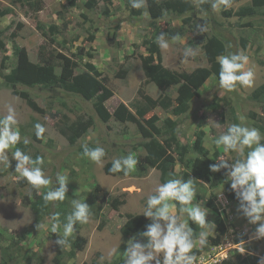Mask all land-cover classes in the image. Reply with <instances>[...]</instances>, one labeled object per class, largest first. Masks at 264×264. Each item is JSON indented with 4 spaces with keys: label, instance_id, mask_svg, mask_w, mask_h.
I'll return each mask as SVG.
<instances>
[{
    "label": "rangeland",
    "instance_id": "374dc122",
    "mask_svg": "<svg viewBox=\"0 0 264 264\" xmlns=\"http://www.w3.org/2000/svg\"><path fill=\"white\" fill-rule=\"evenodd\" d=\"M147 1L146 8L140 13V9L132 8L130 2L124 0H98L92 10L85 7V0H44L43 9L32 13L15 0H0V41L5 45V49L0 48V118L7 115L9 106L14 108L16 127L21 136L15 147L33 159L42 157V169L52 181L37 194L27 180L15 172L17 162L12 159L15 148L8 150L11 166L0 164V264H91L94 261L113 264L119 257L124 259L123 252L133 238L124 239L121 233L126 216L143 215L148 197L154 195L155 189L163 183L162 173L156 168H150L144 177L135 173L111 176L105 172V166L113 159L130 153L136 159L146 155L142 146L144 139L136 124L119 123L114 119L103 122L95 113L94 101H86L62 88L50 91L42 86H19L17 94L7 88L3 77L17 63L14 44L25 48L29 60L35 64L40 62L38 53L43 44L49 51L70 59L76 65V72H84L88 64H93L98 75L108 79V86L114 92L106 103L108 110L114 113L122 103L131 109L145 105V96L155 101L168 96L174 105L180 99L178 86L163 91L147 81L142 68V59L149 57L146 41L165 33L170 47L161 49L163 65L189 84L195 97L190 110L180 117L174 116L171 109L157 107L145 118L157 116L159 127L169 118L177 120L179 142L190 147L196 135L204 131V145L216 163L220 156L230 164L239 158L237 153H226L222 146L218 148L214 144L216 137L235 124L236 117L239 125L256 128L264 137V97L253 98L254 92L264 85V8L259 9L254 17L240 19L234 15L225 17L223 8L205 11L200 4L206 0H192L197 12V17H192V24L207 27L206 40L214 45L215 40H225L226 55L242 53L248 57L245 70L254 73L251 86L237 85L234 91L227 92L220 88L219 79L212 73L203 48L193 43L197 35L193 26L168 14L152 25ZM251 4V0H243L229 10L235 13ZM6 9L13 12L2 16ZM177 34L182 37L181 41L172 42L171 37ZM189 46L197 53L182 62L183 51ZM60 72L61 68L57 66L51 75L59 76ZM124 72L127 74L123 77ZM31 103L37 106V110ZM79 119L92 120L93 125L71 145L61 134V129ZM37 123L46 128L41 142L35 134ZM25 138L29 141L27 145L23 143ZM159 140L177 158L174 147L163 135ZM85 144L105 149L103 166L82 156ZM196 157L198 155L192 151L188 155L189 159ZM57 174L68 178L66 199L45 206L42 197L48 189L57 186ZM221 174L228 180L224 169L214 176ZM173 178L192 179L196 191L193 203H200L209 210V222H214L220 215L227 228L219 245H213L210 240L218 235L215 222L207 243L201 245L197 241L192 251L199 257V264H222L228 258L236 259L237 255L264 258V239L255 238L256 225L250 224L239 211V202L230 199L224 185L211 188L202 181L197 182L190 170L180 164H177ZM222 194L226 197L220 202ZM231 194L235 195V192ZM72 199L85 201L90 207V216L88 223L75 225L70 237L71 247L62 251L56 240L57 235H62L66 216L72 211ZM116 201L120 202L117 210L113 207ZM57 213L61 223L59 232L42 231L39 234L36 224L45 222L50 225V218ZM174 214H179L178 208ZM78 236L88 242L83 251L73 256V243ZM135 238L140 240V237ZM112 249H116V253L109 256Z\"/></svg>",
    "mask_w": 264,
    "mask_h": 264
},
{
    "label": "clouds",
    "instance_id": "9594fccd",
    "mask_svg": "<svg viewBox=\"0 0 264 264\" xmlns=\"http://www.w3.org/2000/svg\"><path fill=\"white\" fill-rule=\"evenodd\" d=\"M232 0H211L213 11L231 6ZM134 9L146 8V0H130ZM146 14V13H145ZM199 34L207 31L205 25H197ZM182 37L177 34L171 37L172 42L181 41ZM162 50L170 47L167 34L161 33L156 40ZM197 50L186 47L183 51V61L187 62L194 57ZM220 66L219 86L221 89L232 92L240 86H251L254 73L245 70L248 57L242 53H231L217 57ZM16 113L11 106L7 109V115L0 118V164L10 167L8 150L15 148L12 152V159L17 164L16 174L27 180L29 185L39 194L42 188H47L52 181L45 175L42 166L44 159L31 156L15 147L21 141L17 125ZM35 134L42 138L46 128L35 124ZM264 137L256 128H249L239 124H231L227 132L220 134L214 139L216 147H223L224 151L237 153L239 158L234 163H229L224 156L218 158L217 163L209 166L210 171L218 173L222 169L227 170L228 180L231 189L235 192L239 201V211L252 225H256L255 238L264 239ZM25 138L23 143L28 144ZM82 156L89 159L98 166H103L106 156L105 149L101 146L94 148L87 144L82 146ZM247 150V151H246ZM138 163L134 154L121 156L113 159L110 172L112 174L123 172L127 176L134 170ZM57 186L48 189L42 199L44 205L48 206L54 202H63L68 192V178L65 175L57 174ZM196 191L193 180L185 181L183 178L168 179L155 189V194L150 195L143 210V216L151 223L140 236L146 243H141L135 237L127 243L123 252V264H199V257L192 250L197 241L201 245L207 243L210 231L215 228L214 222L207 220L209 210L201 207L200 203H193ZM178 206L179 214H174ZM72 211L65 218L62 235H57L56 244L62 251L71 247L70 237L72 236L77 223L86 224L89 221L90 207L80 199L71 200ZM185 216L187 219H185ZM52 223L45 222L36 224L39 234L42 231H50L57 234L61 227L59 214L53 215ZM196 224L201 231L194 237L192 228L188 221ZM116 249H112L108 255L112 256ZM264 264V258L260 260Z\"/></svg>",
    "mask_w": 264,
    "mask_h": 264
},
{
    "label": "trees",
    "instance_id": "16d2710c",
    "mask_svg": "<svg viewBox=\"0 0 264 264\" xmlns=\"http://www.w3.org/2000/svg\"><path fill=\"white\" fill-rule=\"evenodd\" d=\"M85 1V7L88 10H92L98 5V0ZM105 1L109 2L112 0ZM124 1L130 2V0ZM241 1L243 0H232L231 6L226 10L223 9V15L225 17L234 15L243 19L256 16L258 10L264 8V0H251V5L241 7L235 13L229 10L234 4ZM15 3L25 5L32 13L40 12L44 7V0H15ZM200 6L203 7L205 11L210 10L211 0L202 2ZM147 9L152 19V25L157 24L158 20H162L166 17L165 14H168L177 19H183V23L186 25L193 26L197 33L193 43L203 48L212 73L219 79L220 66L217 63V57L227 54L225 40H215L216 45H214L211 41L206 40L204 33H198L197 25L192 24V17H197L196 5L192 0H163L160 3H158L157 0H148ZM142 11H144V8L140 9V13ZM12 12V9H6L1 15H8ZM187 15L190 16L186 18L185 16ZM156 40L157 38H152L146 41V50L149 57L148 59H142L143 72L148 82L155 84L163 91L170 86H178L180 99L175 105L173 100L168 96L160 101H155L151 97L145 96V105L135 106L134 109H131L129 106L122 103L116 108L114 113H111L106 107V103L114 96V92L108 86V79L106 77L101 78L98 75L97 68L93 64H88L87 70L84 72H76V65H74L70 59L56 54L53 51H49L48 46L45 44L41 45L38 53L39 64L32 63L29 60L25 48H20L18 45L14 44V55L17 59V63L8 74L4 75V85L12 89L15 94H17L16 90L19 86H42L50 91L62 88L68 92L78 94L86 101H94L95 113L101 121L109 122L114 119L119 123L136 124L139 133L144 139L142 146L146 151V155L137 159L138 163L136 164L135 170H132L128 175L135 173L138 177H144L148 174L150 168H156L161 171L163 176L162 181L165 183L168 178L174 177L175 168L177 164H180L183 168L190 170L191 175L197 182L202 181L211 188L224 185L231 195L230 199L239 202L236 194H231L233 190L231 189L230 181L226 179L225 175L221 174L219 177H215V173L210 171L209 166L215 164L216 161L210 157V151L204 145V131L196 135L195 142L190 147L181 145L179 142V123L177 120H171L169 118L163 123L162 127H159V119L157 116L148 119L145 118L148 112L157 107L171 109L174 116L180 117L190 110V104L195 97L193 88L189 84L182 82L178 75L163 65L161 49ZM0 48L5 49V45L1 41ZM57 66L61 68L60 75H51V71L55 70ZM126 74L127 73L124 72L121 75L124 77ZM260 97H264V85L258 88L253 94L254 99ZM31 106L34 110H37V106L34 103H31ZM235 124H238L237 117L235 118ZM92 125V120L84 121L79 119L65 129H61V134L68 139L71 145H74L79 138L88 132ZM162 135L174 147L177 158L159 140ZM38 139L39 142H41L43 137ZM81 151H83V149ZM191 151L197 154L198 157L189 159L188 155ZM110 168L111 163H108L105 166L106 174L111 176L124 175L123 172L112 174L109 171ZM119 206V201L113 203V207L116 210ZM214 222L217 227L216 231L218 235L216 239L210 238V240L212 244L216 246L221 243L222 237L226 235L227 228L220 215H218ZM150 223L151 221L143 215L128 214L124 225L121 227L123 238L140 237L139 241L141 243H146L140 236V233L145 231L146 226ZM188 226L192 228L194 237L198 236L201 229L190 220L188 221ZM87 242L86 238L78 236L73 243V251L71 254L74 256L76 252L83 251ZM260 260L259 257L254 255H237L236 259L228 258L223 261L222 264H260ZM91 264L101 263L94 261ZM113 264H123L122 257H119Z\"/></svg>",
    "mask_w": 264,
    "mask_h": 264
},
{
    "label": "built area",
    "instance_id": "2783aa9c",
    "mask_svg": "<svg viewBox=\"0 0 264 264\" xmlns=\"http://www.w3.org/2000/svg\"><path fill=\"white\" fill-rule=\"evenodd\" d=\"M225 197H226V196H225L224 194L220 195V197H219V201L222 202L223 199H224Z\"/></svg>",
    "mask_w": 264,
    "mask_h": 264
}]
</instances>
